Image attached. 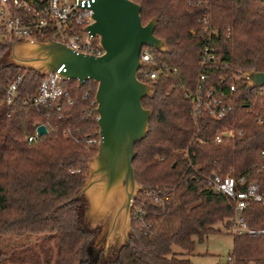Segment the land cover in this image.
Instances as JSON below:
<instances>
[{
	"label": "trees",
	"instance_id": "trees-1",
	"mask_svg": "<svg viewBox=\"0 0 264 264\" xmlns=\"http://www.w3.org/2000/svg\"><path fill=\"white\" fill-rule=\"evenodd\" d=\"M147 23L157 17L155 34L166 39L168 50H158L161 60L177 65L179 76L161 77L152 84V95L143 104L153 110L149 130L135 144L132 160L141 184L136 203L151 209L153 234L139 226L133 209L128 239L118 248H93L101 225L92 226L85 216L86 197L77 195L94 153L73 140L76 135L96 132V81L78 86L75 78L63 80L72 104L60 118L45 114L32 104L3 99L4 89L22 71L17 97L32 96L43 77L36 69L17 66L8 59L10 42L0 44V264H193L173 253V246L191 251L197 236L204 241L211 233L232 232L234 201L226 194L205 188V174L212 170L235 174L247 181L264 182V95L256 87L238 81L235 109L224 119H207L201 132L213 134L232 125L233 138L225 144H203L193 138L196 124L192 100L183 85L192 87L199 72V57L207 36L193 33L195 19L210 7L217 29L213 42L233 71H264V4L262 0H135ZM48 119L49 131L27 143L40 121ZM69 129L65 134L64 129ZM190 160L198 170L190 165ZM194 152V154L192 153ZM257 166V167H256ZM175 185L164 204L142 199L144 188ZM250 225L264 228V204L251 202L245 209ZM233 233V232H232ZM234 264H264V234H234Z\"/></svg>",
	"mask_w": 264,
	"mask_h": 264
},
{
	"label": "water",
	"instance_id": "water-1",
	"mask_svg": "<svg viewBox=\"0 0 264 264\" xmlns=\"http://www.w3.org/2000/svg\"><path fill=\"white\" fill-rule=\"evenodd\" d=\"M90 7L92 22L85 28L99 35L102 54L76 52L52 38H24L10 42L8 59L19 67L36 69L42 74L61 67L62 78H75L78 86L87 79L96 81L93 99L99 142L87 161L88 172L76 194H84L87 199V222L92 226L101 225L94 253L100 246L106 253L109 247L118 248L128 239L132 203L142 187L136 179L132 160L137 153L135 144L148 132L153 112L144 106L143 98L152 95L155 86L138 77L141 48L143 44H150L165 52L168 43L155 34L156 16L147 23L142 22V6L135 0H94ZM242 76L250 79L251 87L264 85L262 70L246 69ZM36 130L41 135L46 127L40 123ZM106 216L110 218V227L103 232L102 221ZM114 228L120 234L119 245L111 243Z\"/></svg>",
	"mask_w": 264,
	"mask_h": 264
},
{
	"label": "built area",
	"instance_id": "built-area-1",
	"mask_svg": "<svg viewBox=\"0 0 264 264\" xmlns=\"http://www.w3.org/2000/svg\"><path fill=\"white\" fill-rule=\"evenodd\" d=\"M93 1L0 0V44L24 38L30 40L52 38L64 42L76 52L100 55L104 49L100 43L99 35L91 34L85 28L92 22L90 6ZM195 21L198 23V27H193L191 31L206 35L208 40L199 57V72L195 84L192 87L183 85L192 100L191 116L196 124L193 138L203 144H225L233 138L234 128L232 125H223L211 134L209 132L202 133L201 124L203 122L205 125H209L207 119H224L231 115L238 98V81L243 79L250 84V79L244 78L242 71L240 73L233 71L232 64L218 53L213 42L218 31L212 24L209 6L196 17ZM157 52L158 49L150 44L142 45L141 65L137 70L138 77L152 83L161 77L175 78L179 76L178 66L161 60ZM59 69L44 73L34 94L22 98L17 97V88L24 73L18 70L7 83L3 99L12 104L17 101L23 105L30 103L40 109L45 116L55 114L57 118H60L64 109L72 104V98L63 84L64 79L59 73ZM256 88V96L264 95V85L256 86ZM93 104L96 103L93 102ZM93 108L96 109L95 106L87 107L85 114L91 116ZM257 116L258 120L263 123L264 111L257 112ZM40 123L45 125L46 132L49 131L48 119L40 121L35 125L32 133L26 134L27 143L40 136L36 130ZM69 131L67 128L63 132L69 134ZM73 140L81 143L87 150H97L99 133L98 131L86 132L80 136H74ZM192 153L194 154V152ZM190 154L187 149L186 155L189 157L190 165L198 170V166L190 160ZM204 177L207 190L226 194L234 201L233 234H264V228L250 225L245 214V209L251 202L264 204V182L256 180L248 182L246 175L235 174L234 167H229L224 174L212 170ZM174 190L175 185L144 188L141 197L158 205L164 204L165 199ZM139 194L140 191L137 197ZM136 199L132 203L133 217L136 218L139 226L145 227L147 232L153 234L152 220L148 217L151 209L147 208L143 202L136 203ZM229 259L231 260V257Z\"/></svg>",
	"mask_w": 264,
	"mask_h": 264
},
{
	"label": "rangeland",
	"instance_id": "rangeland-1",
	"mask_svg": "<svg viewBox=\"0 0 264 264\" xmlns=\"http://www.w3.org/2000/svg\"><path fill=\"white\" fill-rule=\"evenodd\" d=\"M96 131H98V127ZM89 151L95 153L96 149H90ZM102 224L103 232L108 231L110 227L109 216H106ZM115 229L111 233V243L119 245L121 238L119 232ZM194 239L196 245L193 250L187 251L179 246H173V253L181 258H189L193 264H234V261L229 259L234 246V234L232 232L211 233L202 242L198 240L197 236Z\"/></svg>",
	"mask_w": 264,
	"mask_h": 264
},
{
	"label": "crops",
	"instance_id": "crops-1",
	"mask_svg": "<svg viewBox=\"0 0 264 264\" xmlns=\"http://www.w3.org/2000/svg\"><path fill=\"white\" fill-rule=\"evenodd\" d=\"M224 263H226V262L224 261Z\"/></svg>",
	"mask_w": 264,
	"mask_h": 264
}]
</instances>
